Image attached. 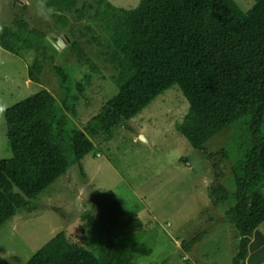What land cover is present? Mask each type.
Instances as JSON below:
<instances>
[{
  "label": "trees",
  "instance_id": "1",
  "mask_svg": "<svg viewBox=\"0 0 264 264\" xmlns=\"http://www.w3.org/2000/svg\"><path fill=\"white\" fill-rule=\"evenodd\" d=\"M31 1L42 5L56 26L68 30L62 41L71 39L68 53L76 57L77 68L73 79L55 65L56 49L47 33L32 28L22 15L10 25L0 24V48L18 57L33 53L28 78L34 83L42 82L44 62L50 60L59 90L56 97L42 89L4 111L11 157L0 160V228L19 212L34 211L33 201L73 165L82 166L80 161L93 149L87 135L113 139L126 122L178 86L189 112L176 129L207 160L221 156L232 161L225 150L206 152L216 135L234 129L245 137L246 148L231 164L236 192L225 220L235 231L234 264H246L253 233L264 223V0H254L248 11L235 0H141L134 9L108 0ZM71 18L75 24L92 23L79 30L84 32L82 42L103 61L107 79L118 90L98 114L76 124L92 76L103 72L86 56ZM85 65L90 73L79 75ZM212 167L220 178L218 163ZM98 195L97 224H90L96 237L80 244L66 231L59 232L26 264H133L134 254L149 255L144 245L130 244L126 225L119 227L123 211L115 196ZM210 197L218 205L228 202L230 193L219 184L211 188ZM88 217L85 212L82 218ZM207 233L183 241L182 249L191 252ZM0 264H5L1 258Z\"/></svg>",
  "mask_w": 264,
  "mask_h": 264
},
{
  "label": "rangeland",
  "instance_id": "2",
  "mask_svg": "<svg viewBox=\"0 0 264 264\" xmlns=\"http://www.w3.org/2000/svg\"><path fill=\"white\" fill-rule=\"evenodd\" d=\"M108 1L119 8L134 9L141 0ZM235 2L244 11L255 3L254 0ZM24 5L27 10L23 9ZM17 14L28 20L32 28L46 32L47 39L56 38L64 44L62 39L67 38L68 30L56 26L42 5L31 0H0V24L10 25ZM71 22L74 26L73 18ZM88 24L92 25L86 20L76 23L75 33L85 47L86 56L99 67L103 76H92V85L78 108L77 120H73L75 124L79 119L85 123L98 114L118 93L107 79L109 73L103 61L92 55L82 42L84 32L79 30ZM70 42L68 38V43L60 49L54 45L56 52L52 54L54 64L63 66L74 79L77 59L68 53ZM27 53L18 57L0 48V160L11 157L4 111L42 89L52 91L56 97L59 95L52 62H44L42 82L34 83L28 78V67L34 55ZM90 71L89 65H85L79 75ZM188 112L187 99L178 86H173L119 128L113 139L87 135L93 149L80 161L84 173L78 164L73 165L33 201L34 211H21L0 228L2 261L26 264L62 231L80 244L88 237L93 239L96 235L90 230V224L91 221L97 224L94 214L98 211V193L110 192L123 211L119 227L126 225L130 244H142L151 251L149 255L134 254L133 264H234L235 231L225 220V214L234 203L236 192L231 164L246 148L243 146L245 137L234 129L216 135L206 144V152L225 150L232 161L221 156L209 161L203 151L194 149L176 129ZM213 163H218L220 178L215 177ZM219 184L229 191L230 199L215 205L210 192ZM85 212L92 218L83 219ZM258 230L264 236V223ZM200 231L208 233L186 253L182 242Z\"/></svg>",
  "mask_w": 264,
  "mask_h": 264
},
{
  "label": "water",
  "instance_id": "3",
  "mask_svg": "<svg viewBox=\"0 0 264 264\" xmlns=\"http://www.w3.org/2000/svg\"><path fill=\"white\" fill-rule=\"evenodd\" d=\"M53 45L58 49L57 44H55L50 38H48ZM141 139L145 142L146 139L141 136ZM246 264H264V236L257 229L254 231L251 241L248 245V256L246 259Z\"/></svg>",
  "mask_w": 264,
  "mask_h": 264
},
{
  "label": "clouds",
  "instance_id": "4",
  "mask_svg": "<svg viewBox=\"0 0 264 264\" xmlns=\"http://www.w3.org/2000/svg\"><path fill=\"white\" fill-rule=\"evenodd\" d=\"M49 11H51V9H49Z\"/></svg>",
  "mask_w": 264,
  "mask_h": 264
}]
</instances>
